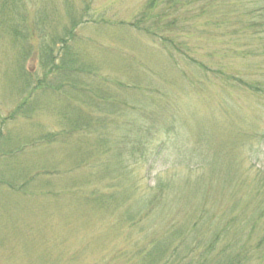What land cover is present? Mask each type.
Returning <instances> with one entry per match:
<instances>
[{
    "label": "rangeland",
    "instance_id": "374dc122",
    "mask_svg": "<svg viewBox=\"0 0 264 264\" xmlns=\"http://www.w3.org/2000/svg\"><path fill=\"white\" fill-rule=\"evenodd\" d=\"M82 1L72 3L79 10ZM148 1H91L89 16L80 19L69 43L90 68L76 73L79 79L72 91L59 75L60 59L54 69L51 64L44 67L35 35L33 54L24 62L19 46H13L9 37L0 39V264H138L142 254L135 256V250L150 239L162 238L170 217L163 214L166 220L156 218L146 229L151 219L145 209L133 221L127 220L129 215L123 217L125 210L140 208L133 204L144 203L138 200L151 193L156 177L166 180L200 171L197 164L181 163L172 144L158 157L126 161V183L99 178V168L110 155L98 150L89 158L84 150L74 149V144L91 143L94 138L84 135L89 130L75 132L63 144L47 143L54 138L45 135L69 132L64 127L66 107L95 117L100 114L91 104L99 99L107 109L124 113L155 112L163 130L174 124L189 136L181 141L186 146L196 143V147L200 139L207 146H231L229 152L238 160L243 177L254 176L264 163V96L207 74L189 59L246 75L245 67L251 73L257 57L230 56L226 37L212 40L209 34L222 30L206 25V18L188 17L186 25L191 26L185 31L180 27L169 31L163 22L157 23L152 28L155 35L130 26ZM38 7L39 0H32L28 9L32 13ZM158 10L153 7L150 17ZM202 29L205 32L200 33ZM162 35L174 39L177 50L165 44ZM181 41L185 45L180 54L176 44ZM59 50L56 46L58 58L63 54ZM49 68L53 70L45 77ZM59 98L62 102H55ZM22 104L23 110L8 118ZM174 135L159 137L170 143ZM130 193L134 195L127 199ZM191 209L177 208L175 219L185 221L184 213Z\"/></svg>",
    "mask_w": 264,
    "mask_h": 264
},
{
    "label": "trees",
    "instance_id": "16d2710c",
    "mask_svg": "<svg viewBox=\"0 0 264 264\" xmlns=\"http://www.w3.org/2000/svg\"><path fill=\"white\" fill-rule=\"evenodd\" d=\"M30 1L0 0V39L9 37L13 46H19L24 62L33 54L35 35L37 53L44 60V67L51 64L54 69V64L60 59L61 67H57L62 70L57 71L64 78L62 82H67V91H72L79 79L76 73L80 70L89 72L90 67L72 52L69 43L74 39V30L81 23L80 19L89 16L92 0H83V7L79 10L72 0H39L40 7L32 13L28 9ZM156 5L161 12L151 18L149 11ZM188 17L195 20L206 18V25L222 30L216 33L210 31L209 34L212 40L226 37L225 43L229 44L226 51L230 56L245 59L247 55L257 57L251 73L245 67L246 75L227 72L223 67H210L190 57L192 64L207 74L212 73L230 84L264 96V0H149L130 26L151 35H155L152 28L162 22L169 31L172 27L185 31L191 26L186 25ZM203 32L202 29L200 33ZM161 40L177 50L174 39L162 35ZM176 45L180 54L183 53L181 46L185 45L184 41ZM56 46L60 49L59 54L63 53L62 57L58 58L55 54ZM22 69L23 64L21 74ZM53 69L49 68L45 77ZM55 80L58 81L57 78ZM27 84L30 85L28 80ZM58 85L59 90L63 88L61 83ZM58 101L62 102L60 98L55 100ZM92 104L99 116L94 117L74 107L66 110V107L65 116L68 115L64 127L69 132L59 137L54 133L45 135L46 138H54L47 143L60 141L63 144L71 140L75 132L89 130L84 135L94 138L91 143L85 147L74 144V149L84 150L89 158L96 156L98 150L109 154V160L103 164V168H99L101 172L98 177L112 178L118 182L128 180L124 168L126 161L158 157L166 149L165 146L172 144V150L179 151L181 163L187 166L197 164L200 170L195 175L190 173L192 176L182 178L165 180L156 177L155 184L149 187L151 193L138 200H145L144 203L133 204L140 205V208L134 207L133 212L125 210L123 217L129 215L130 220H127L133 221L145 213V209V216L151 219L146 229L151 227L154 219L164 220L163 214L170 217L169 220L165 219L163 226L166 232L162 238L150 239L147 245L135 250V256L142 254L138 264H264V222H260L264 217V163L254 176L243 177L239 162L231 157V146L227 144L221 146L213 143L207 146L206 140L200 139L196 147V143L186 146L181 141L189 136L182 129L178 131L174 124L166 125L163 130L155 112L142 109L139 114L133 111L131 114L124 113L118 109H107L104 103L100 105L99 99L95 105ZM23 107L24 104L19 106L8 118L14 119ZM161 133L167 136L175 134L171 138L173 141L164 142L159 137ZM44 180L42 186H45ZM130 194H127V199L134 195ZM176 207L182 210L192 208L184 213L185 221L175 219ZM254 238L255 243L251 241Z\"/></svg>",
    "mask_w": 264,
    "mask_h": 264
}]
</instances>
